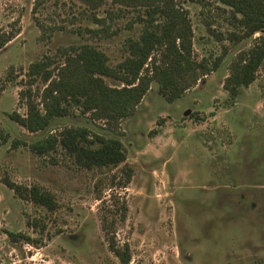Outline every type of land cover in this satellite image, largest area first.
Returning <instances> with one entry per match:
<instances>
[{"label": "rangeland", "instance_id": "1", "mask_svg": "<svg viewBox=\"0 0 264 264\" xmlns=\"http://www.w3.org/2000/svg\"><path fill=\"white\" fill-rule=\"evenodd\" d=\"M239 19L217 0H0V38L15 33L0 49V264H121L103 217L128 264H264V61L236 96L224 88L231 64L264 42V30L238 41ZM170 22L184 27L192 63L176 74L188 87L179 97L170 100L152 78L164 59L155 51L141 72L147 91L127 116L69 102L66 116L34 133L9 119L26 118L20 93L28 87L42 110L44 89L61 75L71 87L84 84L67 61L82 47L114 69L129 41ZM47 60L50 80L30 83V66ZM77 128L120 141L124 163L87 169L60 145L31 148ZM5 182L38 187L54 209L19 198Z\"/></svg>", "mask_w": 264, "mask_h": 264}, {"label": "trees", "instance_id": "2", "mask_svg": "<svg viewBox=\"0 0 264 264\" xmlns=\"http://www.w3.org/2000/svg\"><path fill=\"white\" fill-rule=\"evenodd\" d=\"M221 4L230 7L241 15L239 24L245 31L241 40L252 36L254 33L264 30V0H217ZM150 19L148 23H151ZM184 27H178L177 23L170 22L156 27V30H145L138 41H129L127 48L129 56L114 69L107 65V58L102 53L89 47H82L72 58L67 59L69 65L76 64L82 71L81 86L71 87L61 78L58 82L49 83L42 93L43 109H39L34 102V92L30 87L20 93L21 100L25 103L26 118L17 113H11L9 119L30 133L46 128L54 118L64 117L68 113L65 104L72 102L80 106L82 110H95L102 116L111 118L113 116H127L137 106L148 88L149 78L141 76L146 63L155 51L164 54L162 67L155 66L152 78H155L161 91L171 100L179 97L188 87L177 82L178 72L186 74L189 65V41L186 38ZM15 33H4L0 38V49H2ZM179 44L176 45V41ZM247 56L240 55L231 64V72L226 79L224 88L232 97L236 96L240 87H247L255 79V72L264 61V42L249 50ZM50 60L38 62L30 66L29 78L34 81L38 77L42 82L51 78L48 70ZM202 69L203 64L198 66ZM34 76V77H33ZM102 77L112 78L121 82L125 87L119 90L108 88ZM179 80V79H178ZM180 86V87H179ZM189 86V85H188ZM55 93V94H54ZM264 107V104H263ZM86 129L77 128L63 131L58 138L52 137L40 141L31 146L34 152L42 154L53 150L57 145L71 157L76 164L90 169L93 167L117 166L124 163L125 153L120 141L104 137L92 136ZM126 179L124 186L128 184L130 171H125ZM19 198L28 199L31 202L53 210L55 205L51 196L41 192L38 187L30 189L23 188L13 183L5 182ZM108 219H101V230L109 242V249L120 259L121 264H128L127 253L115 248L113 238L110 237Z\"/></svg>", "mask_w": 264, "mask_h": 264}]
</instances>
